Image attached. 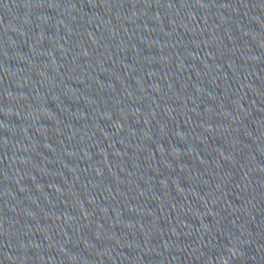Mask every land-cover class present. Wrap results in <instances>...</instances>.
<instances>
[{
    "label": "water",
    "instance_id": "1",
    "mask_svg": "<svg viewBox=\"0 0 264 264\" xmlns=\"http://www.w3.org/2000/svg\"><path fill=\"white\" fill-rule=\"evenodd\" d=\"M0 264H264V0H0Z\"/></svg>",
    "mask_w": 264,
    "mask_h": 264
}]
</instances>
